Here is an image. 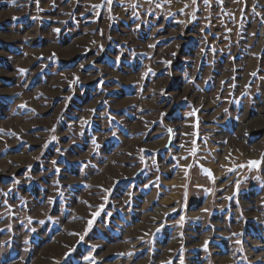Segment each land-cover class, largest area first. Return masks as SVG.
Segmentation results:
<instances>
[{
    "label": "rangeland",
    "instance_id": "rangeland-1",
    "mask_svg": "<svg viewBox=\"0 0 264 264\" xmlns=\"http://www.w3.org/2000/svg\"><path fill=\"white\" fill-rule=\"evenodd\" d=\"M0 264H264V0H0Z\"/></svg>",
    "mask_w": 264,
    "mask_h": 264
},
{
    "label": "snow or ice",
    "instance_id": "snow-or-ice-1",
    "mask_svg": "<svg viewBox=\"0 0 264 264\" xmlns=\"http://www.w3.org/2000/svg\"><path fill=\"white\" fill-rule=\"evenodd\" d=\"M55 31H59V29H56ZM21 71H23V70H21ZM85 123H86V121H85ZM53 163H55V162H53ZM260 164V161H250L249 162V165L251 166V167H257L258 165ZM181 219H183V218H181ZM90 224H91V221L89 222ZM207 241H205V247L207 246Z\"/></svg>",
    "mask_w": 264,
    "mask_h": 264
},
{
    "label": "crops",
    "instance_id": "crops-1",
    "mask_svg": "<svg viewBox=\"0 0 264 264\" xmlns=\"http://www.w3.org/2000/svg\"><path fill=\"white\" fill-rule=\"evenodd\" d=\"M115 140L117 141L118 139H117V138H115Z\"/></svg>",
    "mask_w": 264,
    "mask_h": 264
}]
</instances>
